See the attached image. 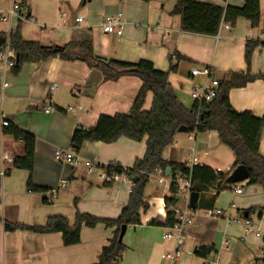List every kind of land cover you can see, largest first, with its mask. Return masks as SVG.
Listing matches in <instances>:
<instances>
[{
  "label": "crops",
  "instance_id": "0c3cea01",
  "mask_svg": "<svg viewBox=\"0 0 264 264\" xmlns=\"http://www.w3.org/2000/svg\"><path fill=\"white\" fill-rule=\"evenodd\" d=\"M23 1V0H21ZM179 0H26L30 18L21 22L25 41L42 45L64 46L71 42L91 41L95 53L106 59L127 63L147 60L162 72H170L169 84L178 100L187 108L195 102L190 97L193 83L202 84L204 77L192 78V68L210 67L219 82L232 73L246 72L245 48L248 40L264 42V0L260 3L259 27L239 18L229 29L215 36L181 30V18L172 15ZM226 8H242L246 0H192ZM7 0L5 6H9ZM42 3V4H41ZM36 5L40 6L37 8ZM65 11V13L62 12ZM122 13L127 25L122 36L108 35L101 23L106 16ZM66 17L67 21H60ZM83 17L82 23L76 18ZM20 22L0 23V34L9 35ZM50 24V28L47 25ZM179 54L184 59H178ZM253 76L264 75V48L255 50L250 66ZM54 86H57L52 90ZM137 77L105 81L102 73L82 62L53 58L45 63H26L15 75L0 62V264H93L102 249L114 237L115 228L98 224L81 230V242L66 247L60 233L36 234L26 231L8 232L5 223L44 226L52 216H63L73 225L78 213L99 218L117 219L128 204L132 185L129 182L105 184L100 175L109 166L128 170L146 154V139L136 142L121 138L115 143L86 142L78 154L82 161L94 162L99 169L88 173L84 164L73 168L55 157L57 150L71 149L74 131L96 125L102 115L128 114L141 89ZM231 105L238 112L264 115V81L248 83L232 89ZM153 94L147 95L145 110H150ZM48 106L56 111L46 113ZM72 108V111H67ZM2 120L16 125L36 138L33 185L46 192L30 191L29 173L3 161L24 155V144L4 132ZM260 153L264 157V130ZM198 159L200 166L223 172L235 164L234 153L220 142L215 131L178 133L175 143L164 152V160L172 164L190 165ZM196 165V166H197ZM5 174H1V172ZM171 174V173H170ZM67 181L65 187L60 184ZM171 175L157 171L145 189L148 208L141 212V224L128 227L123 237L125 252L121 264H171L165 255L173 252L176 242L165 239L169 232L165 199L171 196ZM217 195L214 188L200 194V208L193 225L185 229L182 255L176 264H251L264 258V216H251L255 231L261 237L245 235L244 225L228 224L224 219H211L202 211L222 209L227 217L246 219L244 213L264 205V188L231 185ZM242 187L236 194L235 187ZM56 191L54 199L49 193ZM232 205H236L232 208ZM185 201L180 198L178 207ZM155 222L156 225H151ZM249 237V244L247 240ZM229 241V245L225 242ZM215 248L208 259L195 255L201 247Z\"/></svg>",
  "mask_w": 264,
  "mask_h": 264
},
{
  "label": "trees",
  "instance_id": "16d2710c",
  "mask_svg": "<svg viewBox=\"0 0 264 264\" xmlns=\"http://www.w3.org/2000/svg\"><path fill=\"white\" fill-rule=\"evenodd\" d=\"M22 6L27 7L26 0ZM27 17L30 9L27 7ZM172 15L181 18V30L188 33L215 36L222 23L235 25L239 18L250 21L253 28L259 27L260 3L259 0H246L242 8L228 6L226 8L209 3L192 0H179ZM30 18V17H29ZM0 51L7 43L15 52L14 66L11 71L18 75L26 63H45L50 59L59 58L68 62H82L89 68L99 70L105 81L116 82L122 77H137L142 81L141 89L128 114L114 116L102 115L96 125L86 129L77 128L71 139V150L79 154L86 142H101L111 144L121 138H128L136 142L146 139V154L138 160L134 167L126 170L133 180L128 204L122 209L117 219L99 218L90 214L78 213L75 223L71 225L63 216L50 217L44 226H29L6 222L5 230L8 232L26 231L36 234L60 233L66 247L78 245L81 242L83 226L93 228L104 224L108 228H115L114 237L102 249L97 262L93 264H121L125 246L119 240L121 228L126 225L134 227L141 224V212L148 208L145 202V189L150 178L157 171L167 172L172 168L171 177L179 175L192 176V192L202 194L214 188L219 195L229 187L228 173L216 172L208 166H194L191 169L185 164H172L164 160V152L175 143L179 128L185 126L188 133H205L215 131L220 142L227 146L235 155V169L245 166L250 172L247 185H260L264 188V157L260 153L261 137L264 130V115L256 117L252 112H238L230 102L229 93L232 89L245 87L248 83L261 79L264 75L253 76L250 66L255 50L264 48V42L248 40L245 48V59L248 66L246 72L232 73L228 80L219 82L216 97L211 102L201 105L194 103L190 108L185 107L177 97L168 92L169 74L175 71L172 66L170 72L157 70L153 63L141 60L138 63H127L100 57L95 53L93 43L71 42L64 46L42 45L37 42L25 41L21 34V22L16 30L8 36L0 34ZM179 60L184 59L177 54ZM153 94L150 110H145L147 95ZM4 132L11 135L16 141L24 144L25 152L21 157L13 160V167L29 173L28 188L36 192L47 190L33 185V172L35 164L36 138L33 134L24 131L16 125L10 124ZM109 173H122L121 166L109 165ZM171 196L165 199L167 211L163 226L173 228L177 222L176 208L180 198L178 187L174 180L170 186ZM200 204L193 207L198 210ZM246 219L257 215L258 219L264 216V205L251 208L244 213ZM151 225H156L152 222ZM215 250L213 246L201 247L195 255L208 259Z\"/></svg>",
  "mask_w": 264,
  "mask_h": 264
},
{
  "label": "built area",
  "instance_id": "2783aa9c",
  "mask_svg": "<svg viewBox=\"0 0 264 264\" xmlns=\"http://www.w3.org/2000/svg\"><path fill=\"white\" fill-rule=\"evenodd\" d=\"M7 0H0V23L2 24H11L13 21L24 22L28 20L27 18V7L22 6L21 0H11L10 5L7 7L5 6ZM84 20L83 17L76 18V23H82ZM127 22L124 19V15L122 13H118L116 15L106 16L102 23L101 27L105 34L108 35H117L122 36L124 34L125 27ZM229 29L230 25H222L219 28V32L222 29ZM14 59H15V52L11 49L9 44L5 46V48L0 51V62L4 65L5 68L11 69L14 66ZM191 77L194 79L196 77H204L206 81L202 84L193 83L190 97L191 99L198 104H202L204 102H211L217 94V89L219 86V81L214 79L212 76V69L210 67H202V68H192L190 71ZM57 86L52 88L55 89ZM56 108L54 106H48L45 110L46 113L54 112ZM67 111H72V108H68ZM1 126L6 128L9 126V122L6 120H2ZM195 134V133H193ZM55 157L59 160H62L64 163L68 164L73 168L79 167L81 164H84L87 168L88 173H92L95 170L99 169L100 166L91 162L89 160L82 161L78 154H76L73 150H57L55 152ZM4 162L9 164L13 163V159L9 156H5L3 158ZM198 164V159L193 157L190 161V165L188 166L190 169ZM233 168H227V171L224 173H228L229 175L232 173ZM216 172H223L220 169L216 170ZM1 174H5V172H1ZM100 179L105 184H113L118 182H129L132 187L134 185L133 180L127 175L126 170L124 169L122 173L114 172L109 173L107 172L106 167L102 170L100 175ZM178 187V196L182 200L185 201V206L182 209L176 208V214L178 222L177 224L169 229V232L164 236L165 239H173L176 242V248L173 252H169L165 255V258L171 263L176 264L179 258L182 255L181 247L183 242L186 239L185 229L194 224L195 218L198 214L197 210H194L193 207L190 205V197L192 194V176H183L179 175L175 179ZM68 184L67 181H64L60 184V187H65ZM234 192L236 194L242 193V187L238 186L235 187ZM56 196V191H51L49 193V199L52 200ZM236 205H232V208H235ZM202 213L211 219H224L228 224H240L244 225L245 235H255L256 237H261L260 232L255 231V225L250 219H233L227 217L222 209L219 208H209L202 211ZM229 245V241L225 242ZM215 253V250L212 252ZM220 264V263H216ZM251 264H264V258L253 262Z\"/></svg>",
  "mask_w": 264,
  "mask_h": 264
},
{
  "label": "water",
  "instance_id": "95a60500",
  "mask_svg": "<svg viewBox=\"0 0 264 264\" xmlns=\"http://www.w3.org/2000/svg\"><path fill=\"white\" fill-rule=\"evenodd\" d=\"M29 17H30V14L28 15L27 18L29 19ZM3 41H4V39L0 40V43H2ZM168 92L170 93V95L172 97H174V98L176 97V93L171 86L168 88ZM187 132H188V130L185 126L179 128V130H178V133H187ZM171 171H172V168H168L166 174L170 175ZM249 177H250V172L247 169V167L238 166L235 169H233L232 173L229 175L227 183L229 185H237V184L245 183L249 180ZM199 198H200L199 193L192 192L191 197H190V205L192 207L196 206L198 204ZM127 228H128V226H126V225H124L121 228L120 237H119L120 241H123V237L126 233Z\"/></svg>",
  "mask_w": 264,
  "mask_h": 264
},
{
  "label": "rangeland",
  "instance_id": "374dc122",
  "mask_svg": "<svg viewBox=\"0 0 264 264\" xmlns=\"http://www.w3.org/2000/svg\"><path fill=\"white\" fill-rule=\"evenodd\" d=\"M41 4H42V3H41ZM36 7H37V8H40V6H38V5H36ZM40 9H41V8H40ZM62 12L65 13L64 10H62ZM59 18H60V21L62 22V25H64L63 21L65 20V22H66V21H67V18H66V17H59ZM43 25H47L48 28L51 27L50 24H46V23L44 24V23H43ZM248 236H252V235H248ZM249 240H250V239H249V237H248L247 244H249Z\"/></svg>",
  "mask_w": 264,
  "mask_h": 264
}]
</instances>
